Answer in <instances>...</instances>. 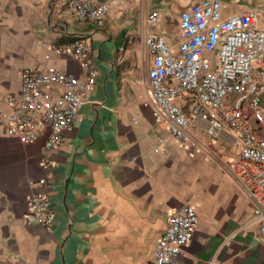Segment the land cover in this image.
<instances>
[{
	"label": "crops",
	"instance_id": "crops-1",
	"mask_svg": "<svg viewBox=\"0 0 264 264\" xmlns=\"http://www.w3.org/2000/svg\"><path fill=\"white\" fill-rule=\"evenodd\" d=\"M109 1L105 27L96 28L58 2L53 7L55 0H0V264H142L167 216L184 204L199 219L177 264H264L249 199L220 163L173 145L138 97L144 0ZM229 12L236 11L223 6ZM75 36L90 46L98 71L93 92L61 146L45 152L44 137L19 142L4 119L19 70L54 65L82 75L79 63L43 45ZM158 136L166 142L153 152ZM229 139L210 141L226 162L235 158ZM44 156L51 166H42ZM42 177L40 188L34 182ZM39 191L50 197V230L23 218L26 197Z\"/></svg>",
	"mask_w": 264,
	"mask_h": 264
},
{
	"label": "built area",
	"instance_id": "built-area-1",
	"mask_svg": "<svg viewBox=\"0 0 264 264\" xmlns=\"http://www.w3.org/2000/svg\"><path fill=\"white\" fill-rule=\"evenodd\" d=\"M229 1L191 0L179 10L174 39L158 30L160 12L144 4V74L136 80L142 88L138 97L173 145L221 164L252 204L249 222L257 225L264 242V28L255 8L223 13ZM56 2L70 17L96 28L105 27L111 9L109 0H55V8ZM43 45L79 63L84 73L78 76L54 65L45 70L22 67L19 91L6 98L11 109L4 119L9 136L21 143L44 137L48 152L63 144L62 133L71 128L93 92L98 71L82 36ZM223 135L230 138L232 162L224 161L210 143ZM165 142L158 136L152 151H161ZM41 164L48 167L52 162L44 156ZM34 183L41 188L46 179ZM25 205V223L51 229L53 213L46 193L28 195ZM198 219L191 204L169 214L142 264H177Z\"/></svg>",
	"mask_w": 264,
	"mask_h": 264
},
{
	"label": "rangeland",
	"instance_id": "rangeland-1",
	"mask_svg": "<svg viewBox=\"0 0 264 264\" xmlns=\"http://www.w3.org/2000/svg\"><path fill=\"white\" fill-rule=\"evenodd\" d=\"M148 0H144V4ZM163 2V4L160 3ZM151 9H157L160 11L158 30L164 33L169 38H175L178 31V14L182 6H186L191 0H149ZM140 3V2H139ZM180 4V5H179ZM228 11H238L243 7H252L258 10L259 24H264V3L261 0H231L227 2ZM112 10V6L110 11ZM139 16L141 18L140 11L134 10V19ZM246 103V101H245Z\"/></svg>",
	"mask_w": 264,
	"mask_h": 264
}]
</instances>
